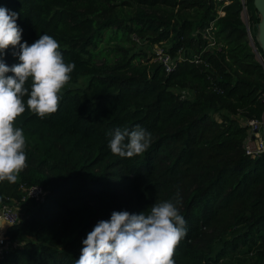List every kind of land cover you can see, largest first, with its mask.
<instances>
[{"label": "trees", "instance_id": "1", "mask_svg": "<svg viewBox=\"0 0 264 264\" xmlns=\"http://www.w3.org/2000/svg\"><path fill=\"white\" fill-rule=\"evenodd\" d=\"M0 7L18 14L21 43L48 34L75 64L55 113L41 119L23 98L15 126L26 138L27 166L16 183L0 182V208L21 200L22 185L46 193L7 227L0 264H75L98 221L113 211L147 215L177 194L187 232L175 264H264V153L245 151L243 123L264 109V68L242 0H0ZM147 42L165 45L172 70L140 46ZM14 52L19 47L9 46L4 63H19ZM137 124L151 134L149 148L113 154L110 133Z\"/></svg>", "mask_w": 264, "mask_h": 264}, {"label": "clouds", "instance_id": "2", "mask_svg": "<svg viewBox=\"0 0 264 264\" xmlns=\"http://www.w3.org/2000/svg\"><path fill=\"white\" fill-rule=\"evenodd\" d=\"M18 14L0 7V182L16 183L26 164V138L15 126L27 109L41 119L58 110L63 87L70 80L74 63H65L59 43L42 34L32 44L21 43ZM12 46L19 47V63L11 66L2 57ZM7 73H12L7 75ZM31 80L30 89L26 83ZM108 147L120 157L131 158L150 146L151 134L139 124L117 128L110 133ZM172 201L154 203L150 212L139 214L113 211L100 220L83 239L75 264H175V248L186 235V220L179 213V196ZM6 221H0V230Z\"/></svg>", "mask_w": 264, "mask_h": 264}, {"label": "built area", "instance_id": "3", "mask_svg": "<svg viewBox=\"0 0 264 264\" xmlns=\"http://www.w3.org/2000/svg\"><path fill=\"white\" fill-rule=\"evenodd\" d=\"M242 17L245 22L247 34L250 40V44L256 54L257 59L260 61L264 68V52L257 39V32L252 28V24L255 23V20L249 12L247 5V0H242ZM257 23V22H256ZM138 39V38H137ZM140 40V39H139ZM141 41V40H140ZM161 46L156 49V59L162 61L166 70L170 71L175 66V58L167 50L165 45L160 44ZM199 60V59H197ZM190 94L189 89H183V96ZM264 101V93H263ZM243 123L247 126V135L244 139V148L245 151L252 156H259L264 153V109L260 115H255L253 117H248L243 120ZM24 194L21 197V200H16L15 202H6L0 208V221H6L10 224L15 223L25 214L24 210L25 204L30 200H42L46 193V190L41 184H31V185H22ZM23 208V209H22ZM9 225L0 230V252L3 251L5 247L9 244V239L6 235V229Z\"/></svg>", "mask_w": 264, "mask_h": 264}, {"label": "rangeland", "instance_id": "4", "mask_svg": "<svg viewBox=\"0 0 264 264\" xmlns=\"http://www.w3.org/2000/svg\"><path fill=\"white\" fill-rule=\"evenodd\" d=\"M247 5L249 8V12L251 14V16H255L256 14H258V10L255 6V1L254 0H247ZM260 15V14H259ZM252 28L255 31V33L258 31V28L256 26V22L252 24ZM141 47L145 48L146 50H148L149 52L153 53L156 51L157 48H159L161 45L159 43H143L140 45ZM103 58H101L100 60H102ZM80 84H85L86 83V78L82 77L79 81ZM217 117L220 115L218 113L215 114ZM23 209V208H22ZM24 210H26V207H24ZM240 256H245L250 257L251 258V253L247 254L246 251L240 253Z\"/></svg>", "mask_w": 264, "mask_h": 264}, {"label": "water", "instance_id": "5", "mask_svg": "<svg viewBox=\"0 0 264 264\" xmlns=\"http://www.w3.org/2000/svg\"><path fill=\"white\" fill-rule=\"evenodd\" d=\"M255 6L260 14V20L256 23L258 28L257 39L264 52V0H254Z\"/></svg>", "mask_w": 264, "mask_h": 264}]
</instances>
